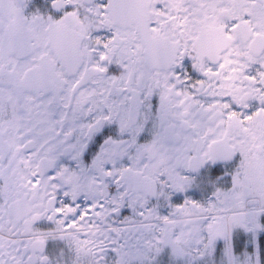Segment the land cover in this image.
<instances>
[{
    "label": "snow or ice",
    "instance_id": "obj_1",
    "mask_svg": "<svg viewBox=\"0 0 264 264\" xmlns=\"http://www.w3.org/2000/svg\"><path fill=\"white\" fill-rule=\"evenodd\" d=\"M0 264H264V0H0Z\"/></svg>",
    "mask_w": 264,
    "mask_h": 264
}]
</instances>
